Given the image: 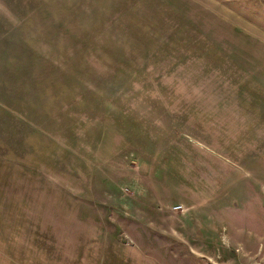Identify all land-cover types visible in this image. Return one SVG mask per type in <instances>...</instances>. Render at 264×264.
<instances>
[{
	"label": "rangeland",
	"instance_id": "rangeland-1",
	"mask_svg": "<svg viewBox=\"0 0 264 264\" xmlns=\"http://www.w3.org/2000/svg\"><path fill=\"white\" fill-rule=\"evenodd\" d=\"M0 264H264V0H0Z\"/></svg>",
	"mask_w": 264,
	"mask_h": 264
},
{
	"label": "built area",
	"instance_id": "built-area-1",
	"mask_svg": "<svg viewBox=\"0 0 264 264\" xmlns=\"http://www.w3.org/2000/svg\"><path fill=\"white\" fill-rule=\"evenodd\" d=\"M183 208H182V205H175V206H173V210H182Z\"/></svg>",
	"mask_w": 264,
	"mask_h": 264
},
{
	"label": "crops",
	"instance_id": "crops-1",
	"mask_svg": "<svg viewBox=\"0 0 264 264\" xmlns=\"http://www.w3.org/2000/svg\"><path fill=\"white\" fill-rule=\"evenodd\" d=\"M155 208V207H154Z\"/></svg>",
	"mask_w": 264,
	"mask_h": 264
}]
</instances>
